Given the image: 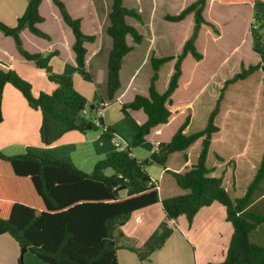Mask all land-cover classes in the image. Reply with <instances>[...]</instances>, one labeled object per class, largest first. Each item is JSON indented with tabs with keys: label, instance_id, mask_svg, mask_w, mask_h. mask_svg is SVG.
<instances>
[{
	"label": "trees",
	"instance_id": "trees-1",
	"mask_svg": "<svg viewBox=\"0 0 264 264\" xmlns=\"http://www.w3.org/2000/svg\"><path fill=\"white\" fill-rule=\"evenodd\" d=\"M52 1L75 36V70L85 81L93 83L94 78L87 70L88 51L85 43H93L95 36L83 32L81 20L71 16L64 1ZM207 1L196 0L179 14L166 16L167 21L179 23L194 14L192 35L183 46L164 92L157 89L159 72L164 64L175 58L152 56L153 75L148 95L137 94L133 101L121 104L125 117L130 116L129 111L138 110H143L147 115V121L138 125L131 147L116 150L107 159L97 162L91 173L79 169L70 159L39 156L32 151L20 155L0 152V236L8 234L18 243V264H24L27 253L45 264H119L117 253L121 249L131 250L141 261H148L156 247L143 249L131 246L127 243L122 226L132 213L158 203H162L168 220L176 221L185 216L190 223L203 207L214 203L225 206L227 219L233 224L235 233L222 264H264V245L253 239L256 229L264 224V216L255 213L256 208L252 207L264 179V136L261 138L254 133L252 144L258 147L254 150L256 155L251 156L257 169L243 196L233 198L224 186V178L227 183L232 182L234 188L238 184L235 150L221 147L222 151H215L214 161L209 165L212 144L223 140L226 143L244 134L245 126L251 121L249 115L254 109L253 98L257 99L260 86V95L264 99V17L258 12L259 8L264 7V0H210L221 5L254 7L250 36L252 51L260 60L255 65L242 68L224 82L202 130L186 134L192 120V115H187L170 141L160 142L149 158L138 160L133 156V148L145 144L154 128L166 125L173 119L176 112L172 109L173 97L179 88L182 61L188 55L198 62L203 59V54L196 47V40L201 28L208 25L204 17ZM41 3L42 0H30L26 12L17 23L8 26L0 22V31L14 39L19 54L44 70L49 82L56 88L50 94L41 92L35 97L32 85L15 70H0V123L3 122L4 88L11 84L22 93L33 110L40 112L39 135L44 146H53L72 131L86 133L105 129L112 136L115 130L107 127L97 113L106 100L108 103L115 101L121 87V68L125 57L132 51L128 37L137 43L142 41L138 30L127 21L128 17L139 19V13L127 8L124 0H112L106 28V34L112 41L108 55L106 98L97 91L94 100L101 104L91 105L87 113V98L75 89L73 77L55 73L52 69L51 61L58 51L31 53L23 46L20 32L25 27L40 38L51 39L37 26L44 21L39 12ZM235 87H240L241 92H248L231 93ZM259 114L257 126L263 124L264 107L259 108ZM229 119L234 120L230 124L232 128L228 126L231 123ZM221 120H224V125H220ZM260 139L262 148L259 146ZM199 144L201 150L191 154L194 146ZM261 150L262 154H257ZM193 155L197 156L196 162L189 165ZM171 156H174L170 161L171 168H166ZM149 165L164 168V181L168 179L171 185L175 184L185 193L172 195L164 190L166 196L162 199L159 183L153 181L147 171ZM213 173L221 176H212ZM164 189H170V186L166 188L164 184Z\"/></svg>",
	"mask_w": 264,
	"mask_h": 264
},
{
	"label": "crops",
	"instance_id": "crops-1",
	"mask_svg": "<svg viewBox=\"0 0 264 264\" xmlns=\"http://www.w3.org/2000/svg\"><path fill=\"white\" fill-rule=\"evenodd\" d=\"M64 2L71 16L81 20L82 30L85 33L83 22H85V18L87 19V14L89 18L92 16L88 5H91L93 0H73L71 4L68 1ZM28 4L29 0H0V22L8 26H14L26 12ZM45 7L49 10L48 16L45 14ZM251 8L254 12V7L251 6ZM39 12L44 21L37 26L46 32L51 39L40 38L25 27L20 32L24 48L31 53L41 54L58 51V55L52 59V61L55 59V63H57L53 64V71L58 74H71L76 71L75 68L77 66L76 54L73 51L75 36L72 30L64 22L59 9L52 0H42ZM85 34L91 36L90 33ZM33 43H37L38 46L33 45ZM91 44L85 43L88 51L86 56L87 70L93 76L99 92L101 90V96L105 98L108 53L104 59V64V61L100 62L98 59L101 49L96 48L94 57L97 59L94 61L95 58L89 53ZM6 46L9 47L12 53L9 52ZM57 65L59 67H56ZM11 69L15 70L19 76L32 85V94L35 97H38L41 92L50 94L56 88L55 85L49 82L46 72H43L44 70L39 69L34 62L25 60L19 54L14 39L0 31V70L9 71ZM123 70L124 64L120 72L121 87L115 95L114 102H106L105 106L101 107L100 102H93L94 99L90 100L87 98L86 112L89 113L91 105H100L97 116L103 118L107 127L115 130L112 136H109L105 129L86 133L72 131L65 134L57 143L50 147L44 146L40 140V112L33 110L29 106L19 90L11 84H7L4 88L2 101L3 122L0 123V152L6 155H20L27 151H32L39 156L51 155L59 159H70L79 169L91 173L97 162L107 159L117 150L114 145V139L124 147H131L137 127L147 121V115L143 110L129 111V117H125L121 112V104L133 101L137 95L133 94L129 99H125L130 92L129 90L136 73L130 74L127 84L124 85ZM72 77L75 89L83 96L90 97L92 89L80 80L76 72ZM219 85L222 87V82ZM261 92L262 86L259 87L254 109L249 115L251 121L245 126L244 134L242 136L236 135L235 140H229L226 143H224L225 140L221 142V147H229L235 150L234 156L238 162L235 168L238 182L236 188L233 187L232 182L227 183L224 178V186L233 198L245 194L246 188L254 178L257 169L251 155H256L254 150L258 147L252 144L254 133L259 134L261 138L264 136V119L262 118V125L257 126L256 123L257 117L260 116L259 108L264 107V99L260 95ZM95 94L93 98H95ZM112 107L116 109V116L109 114ZM172 122L173 119L166 125L154 128L147 136L145 144L133 148V156L138 160L147 159L157 150L160 142L170 141L178 128H175L166 139H163L162 136ZM187 130L186 134H188ZM222 134L223 130L219 135L222 136ZM259 146L262 148V140ZM237 150H239L238 153ZM258 153L259 155L262 154V150ZM173 158L174 156L170 157L166 168H171L170 161ZM196 159L197 156L191 158L189 165L194 164ZM185 169L183 168L182 170ZM147 171L152 180L159 183L162 199L166 196L164 195L165 191L172 195L185 193L175 184L171 185L170 189H164L165 183L163 182H165L166 178V170L164 168H156L155 165H149ZM212 176L221 175L213 173ZM252 207L256 208L255 213L264 216V179L261 183V190L256 193ZM171 221L174 220L167 219L162 203L132 213L122 226L123 233L128 238L127 243L143 249L155 246L156 251L148 261H141L135 252L121 249L117 253L119 264H222L226 260L235 228L227 219L225 206L214 203L211 206L203 207L192 223L185 216L174 221L173 226H170ZM3 236L10 235L5 234L0 237ZM253 239L258 244L264 245V224L256 229ZM3 241L8 243V240ZM11 243L18 245L13 238ZM9 246L11 247V244ZM38 261L40 260L38 259ZM14 262V258L10 260V264H14Z\"/></svg>",
	"mask_w": 264,
	"mask_h": 264
},
{
	"label": "rangeland",
	"instance_id": "rangeland-1",
	"mask_svg": "<svg viewBox=\"0 0 264 264\" xmlns=\"http://www.w3.org/2000/svg\"><path fill=\"white\" fill-rule=\"evenodd\" d=\"M64 1L71 4L73 0ZM194 1L196 0H125V6L136 10L140 15L139 19L128 17L127 21L143 37L140 43L135 42L130 36L127 39L132 51L125 57L123 62V84H127L130 74H136L130 92L125 99H129L133 94L147 95L153 75L152 56L175 58L164 64L159 72L157 89L161 93L167 89L174 72V65L182 53L185 42L192 35L194 14L188 15L184 21L179 23L167 21L166 16L179 14ZM111 6L112 0H93V3L88 5L92 16L89 18L87 14V19L85 18V22H83L85 33L95 36V42L90 45L89 53L94 57L95 49H101L100 55H98L100 62L104 61L107 53L109 55L112 46V41L106 34ZM258 12L260 16L264 17V7L259 8ZM45 14L47 16L49 14L47 7H45ZM253 15L254 12L249 5H221L210 0L207 1L204 17L208 25L201 28L196 40V47L203 54V59L198 62L188 55L182 61V76L172 104V109L178 112H174L173 123L163 133V139H166L175 128H178L185 117L190 114L192 120L187 130L188 134L202 130L207 124L209 113L214 108L222 88L219 84L222 82L224 85L226 79L232 78L242 68H248L250 65L259 62V57L252 51L250 36ZM33 45L38 46L37 43H33ZM9 52L12 53L10 50ZM55 62V59L51 61L52 69ZM75 72L80 80L92 89L90 97L84 96L93 100L94 93L99 92L97 85L95 82L85 81L77 71L66 75L74 76ZM245 87L247 88V86ZM239 88L235 87L231 93L233 91L243 94L248 92V90L241 92ZM253 103H256V97L253 98ZM109 114L116 116V109L112 107ZM233 119H229L231 123L228 126L232 122L234 123ZM220 125H224V120H221ZM228 130L229 135H231V129ZM220 144L221 142L218 141L212 144V153L209 159L210 166L214 161L215 151H222ZM196 146H194L191 154H195L198 149L201 150V144ZM155 166L156 168L160 167ZM177 168H179V165ZM165 185L167 188L171 186V182L166 179ZM3 240H8V243H4ZM11 240L10 236L0 237V264H10V260H13V258L15 260L14 264H18L20 248H17L18 245L12 244ZM24 264L44 263L38 261L33 254L27 253L24 256Z\"/></svg>",
	"mask_w": 264,
	"mask_h": 264
},
{
	"label": "built area",
	"instance_id": "built-area-1",
	"mask_svg": "<svg viewBox=\"0 0 264 264\" xmlns=\"http://www.w3.org/2000/svg\"><path fill=\"white\" fill-rule=\"evenodd\" d=\"M104 106H105V104H101V107H104ZM114 145H115V148L117 149V151H122L125 148L116 139H114ZM173 224H174V221H171L170 226H173Z\"/></svg>",
	"mask_w": 264,
	"mask_h": 264
}]
</instances>
